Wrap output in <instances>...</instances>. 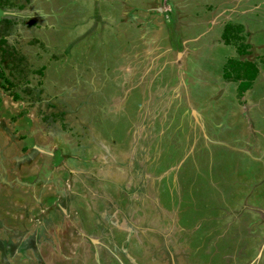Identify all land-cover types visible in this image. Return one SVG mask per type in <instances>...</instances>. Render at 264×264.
I'll return each instance as SVG.
<instances>
[{
  "label": "rangeland",
  "instance_id": "rangeland-1",
  "mask_svg": "<svg viewBox=\"0 0 264 264\" xmlns=\"http://www.w3.org/2000/svg\"><path fill=\"white\" fill-rule=\"evenodd\" d=\"M230 3L264 5L0 0V264H264V46L217 38Z\"/></svg>",
  "mask_w": 264,
  "mask_h": 264
},
{
  "label": "crops",
  "instance_id": "crops-1",
  "mask_svg": "<svg viewBox=\"0 0 264 264\" xmlns=\"http://www.w3.org/2000/svg\"><path fill=\"white\" fill-rule=\"evenodd\" d=\"M178 1H179V7H177V9H179V11H180V13H178V15H179L180 18L182 17V20H185V19L189 20V19L194 18V19L200 21V19H199L200 16H204L205 18H203L201 21H204V24L206 25V28L209 27L212 23H216V22L219 21L218 20V17L220 15L219 11L222 10V8H218L217 6H214V7L212 6L210 11H208L207 16H205L206 11H204V10H196V11H194L192 13H190V11L187 12L185 10V7L183 6V4L187 3V2H190L192 0H178ZM232 1L234 2L236 0H232ZM262 1L264 3V0H262ZM228 6H229L228 10H231L232 12L228 11L226 13V16L228 18L227 20L224 21L223 18L220 19V20H223V22H225V23L222 24L220 27L217 26V28H218V32L216 33L217 38L219 40H222V42H224V39H223L224 27L226 25H228V24H231L232 26H235V27H237L236 25L242 26L244 23L241 21V19H243L242 17H244L245 21H248V22L249 21H256V22H258V25L257 26H244L243 25L242 27H240L241 31L239 30L238 33L239 34L242 33L244 35V37L246 36V39L248 37V40H250L249 41L250 43H248V42H246V43L248 44V46H251V48L252 47L254 48V50H253L254 52L257 51V47H262L263 48L264 45H262V44L264 43V26H262V24H260V22L264 23V5L262 7L258 6V8H260V10L254 12L253 14L245 13L244 12L245 7H240V8L234 9V6L232 5V3H230ZM136 10H137V8H136ZM157 10H159V9L157 8ZM137 11L138 12L145 11L143 13V16L146 14L147 11L154 12L155 14L159 13L158 11H155L154 7L153 8L148 7L146 9L142 8V11L141 10L140 11L137 10ZM47 15H50V14H47ZM213 17H215L214 20H213ZM141 22L142 21L138 20V24L141 23ZM261 38H263V39L259 40ZM223 44H225V42ZM255 47H256V49H255ZM177 54H178V58L177 59L180 60V62L183 61V59H182L183 52L182 51H177ZM209 81H210V83L214 84V87H212V88L215 89L214 93L216 94V89H217V86H218L217 83H215L214 80H212V81L209 80ZM205 83L206 82H203V84H205ZM210 83H207L206 85H208ZM211 86H213V85H211ZM244 97H245V94L243 95L242 99ZM236 102L238 103L239 101H236ZM239 105H240V107H242V106H245V103L244 102L241 103V104L239 103ZM244 112H245V109H243L241 115H244L245 114Z\"/></svg>",
  "mask_w": 264,
  "mask_h": 264
},
{
  "label": "trees",
  "instance_id": "trees-1",
  "mask_svg": "<svg viewBox=\"0 0 264 264\" xmlns=\"http://www.w3.org/2000/svg\"><path fill=\"white\" fill-rule=\"evenodd\" d=\"M241 29V28H240ZM238 31L237 28H234L231 24H228L224 27V33H223V39L225 43H230L232 40L235 39L237 42L239 39L238 36ZM235 36V37H234ZM243 37V36H242ZM244 42V41H243ZM247 45V44H245ZM245 45L242 44L241 49V55L248 54L245 49ZM235 61V60H234ZM233 59L227 60V65L225 66V72L224 74H229L230 71L234 70V72L238 73V83H239V97L241 98L245 91L253 84V82L256 79L257 73H258V68L255 63H252V61L244 60V61H239V62H234ZM236 64V67H233L232 65ZM226 78V77H225ZM227 79V78H226ZM229 79V78H228Z\"/></svg>",
  "mask_w": 264,
  "mask_h": 264
},
{
  "label": "flooded vegetation",
  "instance_id": "flooded-vegetation-1",
  "mask_svg": "<svg viewBox=\"0 0 264 264\" xmlns=\"http://www.w3.org/2000/svg\"><path fill=\"white\" fill-rule=\"evenodd\" d=\"M40 40H42V39H40ZM42 41H43V40H42ZM207 81H208L207 78H205V82H206V83L204 84V86L208 83ZM150 103H153V101H150ZM75 109H77V107H75ZM185 115H186V114H185ZM186 117H187V115H186ZM187 118H188V117H187ZM195 134H196V136H198V135L200 136V134H199L197 131L195 132ZM76 180H77L76 183L81 187L82 183H81L80 179L76 177ZM5 181H6V180H5ZM5 181H3V182H5ZM7 181H8V180H7ZM78 189H79V188H78ZM40 190H41V189H40ZM79 190H80V189H79ZM75 191H76V190H75ZM134 192H136V191H132V193H134ZM76 195H77V194H76ZM69 197H70V196H69ZM72 198H74V194H73V196H72L71 198H69V199H72ZM122 199H125V200L127 201V199L125 198V196H123V198H121L120 200H122ZM72 201H73V200H72ZM73 203H74V202H73ZM57 204H58V203H55V205H57ZM69 205H71V204L69 203ZM62 206H63V207H61V206L58 207V205H57L58 208H61L62 210H63V209H64V210H67L66 208H68V198H67V201L65 200V201L63 202V205H62ZM98 206H99V205H98ZM76 207H77V209H78V206H76ZM79 209L81 210V207H79ZM80 210H79V211H80ZM63 212L65 213L66 211H63ZM97 214H98V213H97ZM122 215H123V214H122ZM109 216H111L112 219L114 220V218H115L114 216H112L111 214H109ZM116 216H117V214H116ZM99 218H100V217H99ZM100 220H101V218H100ZM78 221H79V220H78ZM79 223H80V221H79ZM81 223H82V222H81ZM81 223H80V224H81ZM82 226H83V223H82ZM86 229H87V228L85 227L82 231H83V233H84V237H86V239H87V241H88V237H92V236H95V235H94L92 232H89L88 235L86 236V232L89 231V230L87 231ZM85 230H86V231H85ZM34 234H36V233H34ZM82 236H83V235H82ZM82 236H80V237H82ZM84 237H83V238H84ZM95 237H96V236H95ZM95 237H94V238H95ZM97 238H98V237H97ZM97 238H96V239H97ZM82 242H84V240H82ZM88 242H89V243H92V245H93V244H96L95 240H93V241L91 240V242H90V241H88ZM96 245H99V243H97ZM88 249H89V248H88ZM88 249H86V250H88ZM86 250H85V251H86ZM40 257H41V258H40ZM40 257H37V259H42V256H40Z\"/></svg>",
  "mask_w": 264,
  "mask_h": 264
},
{
  "label": "clouds",
  "instance_id": "clouds-1",
  "mask_svg": "<svg viewBox=\"0 0 264 264\" xmlns=\"http://www.w3.org/2000/svg\"><path fill=\"white\" fill-rule=\"evenodd\" d=\"M252 62H254V61H252ZM256 80V79H255ZM243 97V96H242Z\"/></svg>",
  "mask_w": 264,
  "mask_h": 264
},
{
  "label": "water",
  "instance_id": "water-1",
  "mask_svg": "<svg viewBox=\"0 0 264 264\" xmlns=\"http://www.w3.org/2000/svg\"><path fill=\"white\" fill-rule=\"evenodd\" d=\"M194 113V112H193ZM96 242H98V241H96Z\"/></svg>",
  "mask_w": 264,
  "mask_h": 264
}]
</instances>
